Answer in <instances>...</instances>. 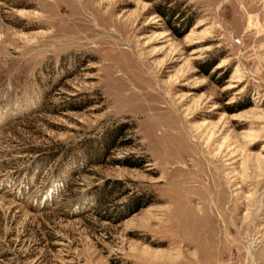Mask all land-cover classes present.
<instances>
[{"label":"rangeland","instance_id":"1","mask_svg":"<svg viewBox=\"0 0 264 264\" xmlns=\"http://www.w3.org/2000/svg\"><path fill=\"white\" fill-rule=\"evenodd\" d=\"M0 264H264V0H0Z\"/></svg>","mask_w":264,"mask_h":264},{"label":"bare ground","instance_id":"2","mask_svg":"<svg viewBox=\"0 0 264 264\" xmlns=\"http://www.w3.org/2000/svg\"><path fill=\"white\" fill-rule=\"evenodd\" d=\"M259 199H260V197H259ZM259 199H258V201H257L258 204H259Z\"/></svg>","mask_w":264,"mask_h":264}]
</instances>
